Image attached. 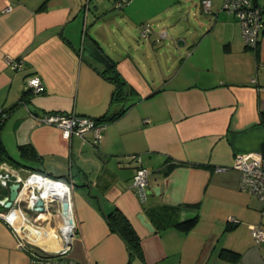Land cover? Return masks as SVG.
I'll return each mask as SVG.
<instances>
[{"label":"crops","instance_id":"crops-1","mask_svg":"<svg viewBox=\"0 0 264 264\" xmlns=\"http://www.w3.org/2000/svg\"><path fill=\"white\" fill-rule=\"evenodd\" d=\"M43 1L0 0V111L21 101L5 121L2 141L25 163L1 165L22 178L38 172L70 188L76 234L68 256L78 264H264V243L252 236L264 213L234 167L239 154L264 155V32L249 47L225 0H211L210 11L203 0H131L122 9L112 0L111 13L105 0H49L39 9ZM184 2L193 5L192 20L182 16ZM170 23L173 36L190 43L179 56L160 49L171 38ZM145 27L150 33L142 37ZM138 37L146 42L136 43ZM111 60L128 94L115 104L116 85L103 74H113ZM32 76L41 77L45 90L23 101ZM49 112L104 119L103 137L96 141L90 132L67 139L40 121ZM28 144L36 159L22 156ZM139 168L150 171L145 201L133 186ZM15 182L0 183V212L20 219L12 225L0 216V264H31L33 246L54 253L66 243L56 235L60 205L38 215L20 203L6 208ZM98 196L106 213L117 208L132 222L144 261L131 257L111 230ZM194 216L197 224L187 232L174 225ZM33 234L34 244L22 246L23 235ZM229 250L239 256H226Z\"/></svg>","mask_w":264,"mask_h":264},{"label":"built area","instance_id":"built-area-1","mask_svg":"<svg viewBox=\"0 0 264 264\" xmlns=\"http://www.w3.org/2000/svg\"><path fill=\"white\" fill-rule=\"evenodd\" d=\"M202 4L207 11H210L213 6L211 0H203ZM225 7L238 15L245 43L249 47H255L264 32V7L258 3V0H225ZM149 33L150 28L145 27L141 35L146 37ZM165 34L166 32L163 33V35ZM14 66L20 68L22 63L15 62ZM28 87L35 93H41L45 90L43 80L39 76L29 77ZM39 119L42 123L59 127L67 139H71L74 136L86 138V135L90 132L93 133L96 141L101 140L103 137L104 124L89 116L49 112L40 116ZM234 164V167L242 172L241 187L249 191L258 200L260 211L264 213V155L258 152L239 154ZM2 167L3 165L0 163V183L3 187H8L11 181L22 182L20 200L16 204L20 203L22 205L26 201L31 206L35 203V199L39 197L46 198L43 195L44 187L41 185L44 180L59 182L38 172H32L27 178H22L14 171L10 172L8 170L5 172ZM224 169V167L219 168V171ZM149 174L150 171L148 169L139 168L133 180V186L139 190L140 197L144 201L147 200L149 193ZM24 189L29 191L27 196H22ZM59 212L60 208L57 213ZM0 216L6 217L12 225H15L18 221L20 222L19 217L12 212H0ZM38 233H41V231L38 230ZM35 235L33 234V238L23 235L22 246L26 245L27 242L34 244L33 241L37 239V237L34 238ZM252 236L256 243H264V225H253ZM69 249L70 245L67 241L64 247L58 251V254L33 246L31 248V264H78L68 256Z\"/></svg>","mask_w":264,"mask_h":264},{"label":"trees","instance_id":"trees-1","mask_svg":"<svg viewBox=\"0 0 264 264\" xmlns=\"http://www.w3.org/2000/svg\"><path fill=\"white\" fill-rule=\"evenodd\" d=\"M131 0H115V7L116 8H124ZM49 0H44L43 3L41 4V6L39 7V9H45L48 5ZM120 3V4H119ZM94 42L97 43L96 39H94ZM99 46V45H98ZM116 62L115 61H110V68H112V75L108 74L109 72L107 71H103V74L106 78L110 79L111 81H113L116 85V89H115V93L112 99V103H116V102H122L124 100V98H127V93H123V88H124V84L126 85V82L122 79V77L120 76V74L117 71V66H116ZM32 89H27L25 90V92L23 93L21 100L23 101H27L29 99V97L33 94L32 93ZM34 92V91H33ZM21 101L12 104L9 107L6 108H2L0 111V163L6 161L12 165L15 166H21V165H25V163L18 161L16 159H14L13 157H11L9 155V153L6 151V148L4 146V143L2 141V129L5 125V121L7 119V117L9 116V114L20 104ZM128 106H125L122 108L121 112L119 114H122L123 112H125L127 110ZM119 114H116L115 116H113V118L119 116ZM105 117L102 118H106L107 116H109V113H106L104 115ZM101 119V118H100ZM98 121H102L104 119H97ZM21 153L22 156L26 159H36V157L38 156L36 151L33 148L32 144H28V145H23L21 146ZM178 162H174L172 163L168 170L173 168V166L178 165ZM110 228L113 232L119 234L125 241L126 244L128 245V249L130 251V255L131 257L134 256H138L140 257L143 261H144V251H143V247H142V240L141 237L139 236V234L137 233L134 225L132 224V222L129 220V218L119 209H113L112 211H109L106 215ZM198 221V217L194 216V217H190L187 218L185 220H181V221H176L174 223V225L187 232L191 229H193ZM164 226L166 225V223L163 224ZM226 256L230 257V258H236L239 256V254L233 250H229L226 253Z\"/></svg>","mask_w":264,"mask_h":264},{"label":"water","instance_id":"water-1","mask_svg":"<svg viewBox=\"0 0 264 264\" xmlns=\"http://www.w3.org/2000/svg\"><path fill=\"white\" fill-rule=\"evenodd\" d=\"M184 41H179V45H183ZM91 187V186H90ZM22 188V182H15L10 186V195L8 200L5 202L6 208H12L16 205V203L20 200V193ZM154 191L158 192V187L154 188ZM98 198L101 200L102 210L107 215L106 210L104 208V205L102 203V197L98 196ZM60 203V212L58 213V222L60 224V232L66 234L65 235V241L68 242L70 246L73 244V238L76 234V220L73 213V205L71 196H66L64 199L56 197H50V198H43L39 197L35 199V203H33L31 206L28 205V202L24 201L22 205H24L25 209L24 211L28 213H35L36 215L41 213H48L52 211L57 204ZM55 210V209H54ZM142 223L148 227L149 229L153 230V225L150 221L146 219V217L141 214L139 216ZM59 252H54V254H58Z\"/></svg>","mask_w":264,"mask_h":264},{"label":"rangeland","instance_id":"rangeland-1","mask_svg":"<svg viewBox=\"0 0 264 264\" xmlns=\"http://www.w3.org/2000/svg\"><path fill=\"white\" fill-rule=\"evenodd\" d=\"M106 1V3L108 4V5H106L107 7H105V8H107L106 9V11L107 12H109V13H111V12H113V11H115L116 9H114L113 8V6L111 5V3H110V1H112V0H105ZM191 1V0H190ZM261 2H264V0H260ZM196 2H198V0H196ZM185 3L186 2H184L183 3V7H182V9L184 10V13H183V15L182 16H186V17H188V18H190V20H192V18H193V16H192V9H193V5H186L185 6ZM188 3H189V1H188ZM96 4V1L93 3V8H94V5ZM193 23H195L194 21H193ZM184 26L185 27H187V26H190V28H191V25H188V23H187V21H185L184 22ZM168 27L170 28L169 29V32H170V35H171V38L170 39H166L164 42H163V45L160 47V49L162 50V52H163V50L164 51H167L169 54H174V55H176V56H179V54L177 53V51L178 50H181L182 49V51H184V50H188L189 49V46H190V43H188L187 45H183V46H181V45H179V38L180 37H178L177 35H174L173 36V31H172V25H171V23H170V25H168ZM136 43H141V44H143V43H145L146 41H144V40H141L139 37L138 38H136V41H135ZM162 59H163V62H164V65H165V67L167 68V66H171V65H168V63L166 62V59H165V56H164V53H163V57H162ZM27 165L29 166V165H31V163H27ZM57 206V207H56ZM55 206V208L54 209H57V208H59V206H58V204Z\"/></svg>","mask_w":264,"mask_h":264},{"label":"bare ground","instance_id":"bare-ground-1","mask_svg":"<svg viewBox=\"0 0 264 264\" xmlns=\"http://www.w3.org/2000/svg\"><path fill=\"white\" fill-rule=\"evenodd\" d=\"M41 185L44 187L43 195L46 198L58 196V198L64 199L66 196H70V191H69L70 188L63 183H59L56 181L44 180ZM66 186L69 188V190ZM56 235H59L61 238L64 239L66 234L61 233V232L57 233V231H56Z\"/></svg>","mask_w":264,"mask_h":264}]
</instances>
